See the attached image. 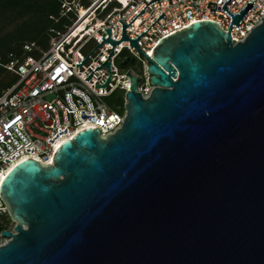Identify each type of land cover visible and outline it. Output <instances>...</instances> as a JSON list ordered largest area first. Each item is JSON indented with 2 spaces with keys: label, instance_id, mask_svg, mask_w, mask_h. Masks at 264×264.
<instances>
[{
  "label": "water",
  "instance_id": "1",
  "mask_svg": "<svg viewBox=\"0 0 264 264\" xmlns=\"http://www.w3.org/2000/svg\"><path fill=\"white\" fill-rule=\"evenodd\" d=\"M235 43L209 20L167 36L119 131L14 167L0 264H264V19Z\"/></svg>",
  "mask_w": 264,
  "mask_h": 264
},
{
  "label": "built area",
  "instance_id": "2",
  "mask_svg": "<svg viewBox=\"0 0 264 264\" xmlns=\"http://www.w3.org/2000/svg\"><path fill=\"white\" fill-rule=\"evenodd\" d=\"M61 8L62 16L75 18L64 31L51 30L48 50L6 65L19 80L0 97V184L22 162L52 165L60 144L81 131L100 130L103 136L119 131L126 113L109 99L119 90L131 92L129 73L143 80L138 92L150 97L154 87L147 82L145 55L152 59L162 39L209 20L237 45L264 19V0H63ZM91 43L96 47L84 54ZM35 49L25 47L28 53ZM7 214L0 198L2 231L13 224L3 222Z\"/></svg>",
  "mask_w": 264,
  "mask_h": 264
},
{
  "label": "trees",
  "instance_id": "3",
  "mask_svg": "<svg viewBox=\"0 0 264 264\" xmlns=\"http://www.w3.org/2000/svg\"><path fill=\"white\" fill-rule=\"evenodd\" d=\"M62 3L63 0H0V97L19 80L6 65L22 62L31 54L41 56L43 49L48 50L51 30L64 31L72 25L75 16H62ZM32 44L36 45L35 51L26 52L25 47Z\"/></svg>",
  "mask_w": 264,
  "mask_h": 264
},
{
  "label": "rangeland",
  "instance_id": "4",
  "mask_svg": "<svg viewBox=\"0 0 264 264\" xmlns=\"http://www.w3.org/2000/svg\"><path fill=\"white\" fill-rule=\"evenodd\" d=\"M87 4H88V3L86 2V5H87ZM95 47H96V45H95L94 43H91V44L89 45V47L87 48V50L84 52V54L89 53V52L92 51ZM48 48H49V47H48ZM46 50H47V49H43V51H46ZM30 56H33L34 58H39V57H40L38 54H31ZM121 62H122V60L119 61L118 64L120 65ZM133 70H134V72H135L137 75H140V76L143 75V72H142V70H141V68H140L139 65H138L137 67H135ZM145 78H147V76H145ZM147 82L149 83V78H148ZM149 85H150V84H149ZM109 103H110V104H120V105H122V104L124 103L123 108H122L121 110L117 109V111H118L120 114L125 113L126 95L124 94L123 91H120V90L117 91V92L112 96V98L109 99ZM2 220H3V222H4L6 225H9L10 222H12V220H11L9 214H7V215H5V216H2ZM14 228H15V224L13 223V224L11 225V227L8 228V229L11 230V231L13 232V231H14ZM5 243H6V242H5V239H1V238H0V246L3 245V244H5Z\"/></svg>",
  "mask_w": 264,
  "mask_h": 264
},
{
  "label": "flooded vegetation",
  "instance_id": "5",
  "mask_svg": "<svg viewBox=\"0 0 264 264\" xmlns=\"http://www.w3.org/2000/svg\"><path fill=\"white\" fill-rule=\"evenodd\" d=\"M130 64L134 68L138 66V64L136 62L132 61V60L130 61Z\"/></svg>",
  "mask_w": 264,
  "mask_h": 264
},
{
  "label": "bare ground",
  "instance_id": "6",
  "mask_svg": "<svg viewBox=\"0 0 264 264\" xmlns=\"http://www.w3.org/2000/svg\"><path fill=\"white\" fill-rule=\"evenodd\" d=\"M61 145H62V143L60 144L59 148L61 147ZM59 148H58V149H59ZM10 171H12V170H10ZM10 171H9V172H10ZM0 185H1V184H0Z\"/></svg>",
  "mask_w": 264,
  "mask_h": 264
}]
</instances>
